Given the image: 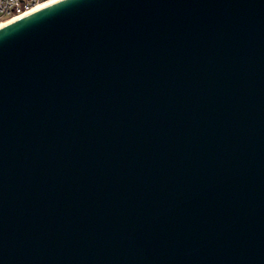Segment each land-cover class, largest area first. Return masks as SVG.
Instances as JSON below:
<instances>
[{"label": "water", "instance_id": "water-1", "mask_svg": "<svg viewBox=\"0 0 264 264\" xmlns=\"http://www.w3.org/2000/svg\"><path fill=\"white\" fill-rule=\"evenodd\" d=\"M0 264H264V0L0 27Z\"/></svg>", "mask_w": 264, "mask_h": 264}, {"label": "built area", "instance_id": "built-area-1", "mask_svg": "<svg viewBox=\"0 0 264 264\" xmlns=\"http://www.w3.org/2000/svg\"><path fill=\"white\" fill-rule=\"evenodd\" d=\"M45 0H0V21L23 14Z\"/></svg>", "mask_w": 264, "mask_h": 264}, {"label": "bare ground", "instance_id": "bare-ground-1", "mask_svg": "<svg viewBox=\"0 0 264 264\" xmlns=\"http://www.w3.org/2000/svg\"><path fill=\"white\" fill-rule=\"evenodd\" d=\"M55 1H58V0H45V1L41 2V3H39L38 5H36L35 7H33L32 9H30V10L24 12V13L21 14V15L14 16V17H11V18L6 19V20H1V21H0V27L6 25V24H8V23H10L11 21H13V20H15V19H17V18H19V17H22V16H24V15H26V14H29V13H31V12H33V11H35V10L41 8V7H44V6H46V5H49V4H51V3L55 2Z\"/></svg>", "mask_w": 264, "mask_h": 264}, {"label": "rangeland", "instance_id": "rangeland-1", "mask_svg": "<svg viewBox=\"0 0 264 264\" xmlns=\"http://www.w3.org/2000/svg\"><path fill=\"white\" fill-rule=\"evenodd\" d=\"M3 20H5V19H3Z\"/></svg>", "mask_w": 264, "mask_h": 264}, {"label": "trees", "instance_id": "trees-1", "mask_svg": "<svg viewBox=\"0 0 264 264\" xmlns=\"http://www.w3.org/2000/svg\"><path fill=\"white\" fill-rule=\"evenodd\" d=\"M6 20V19H5Z\"/></svg>", "mask_w": 264, "mask_h": 264}]
</instances>
